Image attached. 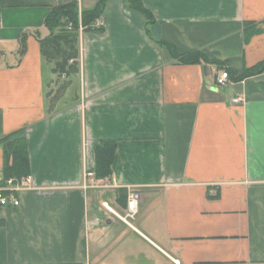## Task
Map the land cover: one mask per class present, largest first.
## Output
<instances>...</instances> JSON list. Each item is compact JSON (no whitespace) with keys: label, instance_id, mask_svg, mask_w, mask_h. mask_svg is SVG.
<instances>
[{"label":"crops","instance_id":"obj_1","mask_svg":"<svg viewBox=\"0 0 264 264\" xmlns=\"http://www.w3.org/2000/svg\"><path fill=\"white\" fill-rule=\"evenodd\" d=\"M73 2L99 0H0V139L20 132L32 187L0 207V264H264V73L215 85L223 65L264 59V25L243 42L264 0H141L151 38L142 14L108 0L104 32L78 34L77 74L58 76L38 39ZM154 40L224 64H179ZM104 140L108 187L84 191ZM131 189L128 226L102 203L124 216Z\"/></svg>","mask_w":264,"mask_h":264},{"label":"trees","instance_id":"obj_2","mask_svg":"<svg viewBox=\"0 0 264 264\" xmlns=\"http://www.w3.org/2000/svg\"><path fill=\"white\" fill-rule=\"evenodd\" d=\"M108 0H99L93 10L79 13L77 3L61 4L51 8L44 20V26L49 34L43 39H38L41 56L53 64L52 72L58 76H73L78 72V28H83V33H103L104 30L93 27L95 21L103 16ZM126 5L144 16L146 19L145 32L150 37L148 26L154 23L150 11L144 7L141 0H125ZM260 22H244L243 42L247 44L250 38L261 32ZM151 38V37H150ZM159 47L164 48L174 61L182 65H195L200 62L223 65V62L208 59L199 51H191L179 54L175 48L162 41H153ZM20 52L25 50L23 38L20 39ZM229 79L239 82L246 78L264 73V59L257 64L244 68L240 73L227 69ZM66 86L65 84L63 85ZM3 150V167L1 176L3 179L14 178L21 180L29 175V162L25 140L20 132L7 135L0 139ZM116 141H101L95 148L94 178L97 181L109 179L112 175V163Z\"/></svg>","mask_w":264,"mask_h":264},{"label":"built area","instance_id":"obj_3","mask_svg":"<svg viewBox=\"0 0 264 264\" xmlns=\"http://www.w3.org/2000/svg\"><path fill=\"white\" fill-rule=\"evenodd\" d=\"M105 20L100 17L98 18L93 27L96 29H105ZM78 33H83V28L79 25ZM230 82L227 71H220L215 76V85L218 87L225 86ZM241 102L239 97H235L232 99L233 104H239ZM107 183H102L94 178L93 170H86L83 173V179L80 188L84 191L89 189H103L107 188ZM30 177L27 176L22 178L21 180H17L14 178L3 179L0 174V207H10L17 208L20 205L19 195L23 191L30 190ZM140 200V193L134 189L129 190L127 201H126V213L124 216H120L115 213L106 203H102V206L105 210L111 214H113L116 218L122 221L124 224L131 226L129 220H133L137 214L138 210V202ZM174 264H178L177 260L172 259Z\"/></svg>","mask_w":264,"mask_h":264},{"label":"rangeland","instance_id":"obj_4","mask_svg":"<svg viewBox=\"0 0 264 264\" xmlns=\"http://www.w3.org/2000/svg\"><path fill=\"white\" fill-rule=\"evenodd\" d=\"M227 67H225L224 65H223V67H222V69L221 70H224V71H227ZM125 213H123L122 212V215H124ZM129 222H130V224H132V225H134L135 224V221H133V220H129Z\"/></svg>","mask_w":264,"mask_h":264}]
</instances>
